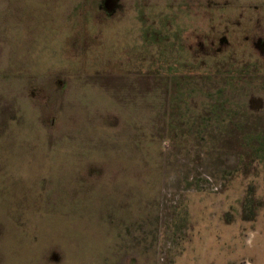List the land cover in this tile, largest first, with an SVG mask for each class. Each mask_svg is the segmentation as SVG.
Here are the masks:
<instances>
[{"label":"rangeland","instance_id":"374dc122","mask_svg":"<svg viewBox=\"0 0 264 264\" xmlns=\"http://www.w3.org/2000/svg\"><path fill=\"white\" fill-rule=\"evenodd\" d=\"M0 264H264V0H0Z\"/></svg>","mask_w":264,"mask_h":264},{"label":"trees","instance_id":"16d2710c","mask_svg":"<svg viewBox=\"0 0 264 264\" xmlns=\"http://www.w3.org/2000/svg\"><path fill=\"white\" fill-rule=\"evenodd\" d=\"M179 95H177V97H178Z\"/></svg>","mask_w":264,"mask_h":264}]
</instances>
